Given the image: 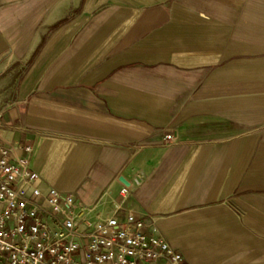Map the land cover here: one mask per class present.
<instances>
[{
    "label": "crops",
    "instance_id": "1",
    "mask_svg": "<svg viewBox=\"0 0 264 264\" xmlns=\"http://www.w3.org/2000/svg\"><path fill=\"white\" fill-rule=\"evenodd\" d=\"M18 142L85 203L127 186L189 264H264V0H0Z\"/></svg>",
    "mask_w": 264,
    "mask_h": 264
},
{
    "label": "built area",
    "instance_id": "2",
    "mask_svg": "<svg viewBox=\"0 0 264 264\" xmlns=\"http://www.w3.org/2000/svg\"><path fill=\"white\" fill-rule=\"evenodd\" d=\"M30 152L0 144V264H189L128 205L127 186L118 199L85 203L32 170Z\"/></svg>",
    "mask_w": 264,
    "mask_h": 264
},
{
    "label": "water",
    "instance_id": "3",
    "mask_svg": "<svg viewBox=\"0 0 264 264\" xmlns=\"http://www.w3.org/2000/svg\"><path fill=\"white\" fill-rule=\"evenodd\" d=\"M120 180H122V178H120Z\"/></svg>",
    "mask_w": 264,
    "mask_h": 264
}]
</instances>
